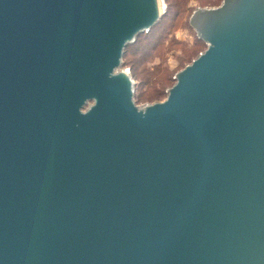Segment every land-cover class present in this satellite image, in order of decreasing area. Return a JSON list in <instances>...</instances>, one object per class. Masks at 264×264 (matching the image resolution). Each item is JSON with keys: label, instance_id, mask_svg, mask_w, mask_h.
Returning <instances> with one entry per match:
<instances>
[{"label": "water", "instance_id": "1", "mask_svg": "<svg viewBox=\"0 0 264 264\" xmlns=\"http://www.w3.org/2000/svg\"><path fill=\"white\" fill-rule=\"evenodd\" d=\"M165 9L0 0V264H264V0L196 8L205 50L137 105Z\"/></svg>", "mask_w": 264, "mask_h": 264}, {"label": "rangeland", "instance_id": "2", "mask_svg": "<svg viewBox=\"0 0 264 264\" xmlns=\"http://www.w3.org/2000/svg\"><path fill=\"white\" fill-rule=\"evenodd\" d=\"M180 1L181 0H168L171 6L179 2L183 5L182 9H184V12H182L176 20H171L172 12L176 10V7H172L169 17L164 21L165 27H170V33L164 43V50L169 49V51H165L164 54L162 53V56L155 55V57L146 64V68H154L156 65L161 64V67L162 65L165 66L171 73L167 74L158 70L154 71L151 78L155 81V84L153 83L137 90V93H140L141 90L143 93L141 100H139V102L135 101L137 105L163 101L166 97V89L174 84V74L181 70L186 64H189L200 52L205 50L206 46L202 44L194 45L196 34L194 35V33L189 30L187 21L196 8L216 7L220 5L222 0H182V3ZM164 3L165 6H167L166 1H164ZM176 57H178V59ZM180 61L183 64L180 65ZM123 68L129 70L127 67ZM156 81L158 84L161 82V87L156 84ZM134 82L136 83V80H134ZM155 92H158L157 96H155Z\"/></svg>", "mask_w": 264, "mask_h": 264}, {"label": "trees", "instance_id": "3", "mask_svg": "<svg viewBox=\"0 0 264 264\" xmlns=\"http://www.w3.org/2000/svg\"><path fill=\"white\" fill-rule=\"evenodd\" d=\"M164 1H166L167 6H166L165 13L162 16V18L158 21V23L154 27L150 29L149 32L140 34L137 37L135 44L128 45L125 48L124 55L122 58L123 67L129 68L132 78L136 80V83H135L136 89H135V95H134L136 102H139V100H141V97L143 95L142 90L140 93H137V90L139 88L147 87L153 83L155 84V81H153L151 78L152 75L154 74L153 73L154 71L158 70V71H162L163 73H167V74L171 73L165 66L162 65L161 67L160 66L161 64L156 65L154 68H146V64L148 63V61L153 59L155 55L162 56L165 51L166 52L169 51V49L164 50L165 49L164 43L168 37V34L170 33V29H169L170 27L166 28L164 21H166V19L169 17L171 8L176 7V10L172 12L171 20H174V19L176 20L179 17V15L182 12H184V9H182L183 5L180 4L179 2L176 3V5L171 6L168 0H164ZM187 26L189 30L193 32V30L190 28L188 24V21H187ZM196 40H197V37L195 35L194 45L202 44L203 46H205L204 43L198 42ZM176 58L178 59V57ZM181 64L183 63H181L180 61V65ZM173 83H174V79H173ZM156 84H158L157 81H156ZM160 84L161 82H159L158 84L161 87ZM163 94H164V91H163ZM157 95H158V92H155V96Z\"/></svg>", "mask_w": 264, "mask_h": 264}]
</instances>
